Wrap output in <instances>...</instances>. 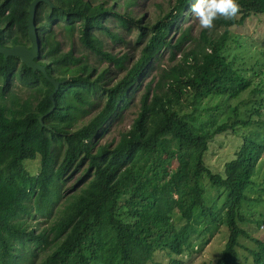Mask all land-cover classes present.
I'll return each instance as SVG.
<instances>
[{
  "label": "trees",
  "instance_id": "obj_1",
  "mask_svg": "<svg viewBox=\"0 0 264 264\" xmlns=\"http://www.w3.org/2000/svg\"><path fill=\"white\" fill-rule=\"evenodd\" d=\"M28 1L0 0V44H29ZM50 1L53 6L45 2L35 6L39 48L34 60L45 65L47 75L60 80L51 98L53 84L39 70H31L16 56L4 57L0 53V98L13 75L25 82L41 80L45 84L33 105L27 101L14 108L0 101V264H30L29 254L24 255V263L16 258L20 245L28 239L35 246L53 245L35 264H147L157 249L170 255L167 264H182L172 254L189 248L186 231L192 209H208L198 184L203 172L211 185L227 190V237L220 253L208 264H264V240L254 238L255 248L249 250L251 263L238 260L235 248L238 235L247 236L237 224L246 220L239 207L247 198L245 188L251 183L254 166L264 151V119L235 116L211 127H196L193 116L178 107L186 99L194 109L207 95L232 97L249 85V79L226 60L221 49L226 27L241 24L251 13H264V0H218L216 13L208 19L224 26L221 33L210 37L202 28L197 37H192L188 29H181L172 39L168 32L190 2L174 0L149 24L138 56L123 74L110 84H101L105 94L101 107L73 129L71 123L85 111L83 103H91L89 91L100 86L101 74L90 78L92 67L80 63L70 47L59 50L51 23L63 18L62 27L70 34L76 21L80 41L118 66L126 53L114 55L103 49L93 28L108 30L103 18L109 14L125 25L132 21L139 28V38L145 35L144 25L139 24L141 17L130 16V9L119 12L115 7L117 0ZM123 3L128 5L133 0ZM187 38H192L193 43L182 49ZM163 46L173 49L172 54L180 48L179 58L143 83L130 126L120 131L113 142H96L102 124L128 98L132 85H138L144 69ZM76 60L77 68L69 70L71 61ZM64 71L70 73L64 75ZM251 122L263 131L262 135L243 134L233 157L223 163L222 173L210 172L203 163V153L212 136L236 124ZM54 136L61 137L64 143L57 162L51 151ZM35 156L38 169L31 173L23 160ZM83 161L84 172L91 171L86 183L47 228L36 231L29 227L25 216L31 208L40 210L51 194L58 195L60 177L69 167H77ZM120 204L124 206L123 214L132 220L118 215ZM172 210L184 219L178 227L171 220Z\"/></svg>",
  "mask_w": 264,
  "mask_h": 264
},
{
  "label": "rangeland",
  "instance_id": "obj_2",
  "mask_svg": "<svg viewBox=\"0 0 264 264\" xmlns=\"http://www.w3.org/2000/svg\"><path fill=\"white\" fill-rule=\"evenodd\" d=\"M111 1L108 0V2ZM123 1L117 0L115 7H118L121 13L130 9L127 11L133 19L141 17L139 24L144 25L145 35L143 37H137L139 28L132 21H128L126 25L122 24L112 14L103 18V23L108 30L100 27L93 28V34L100 41L103 49L114 55L126 53V58L120 66L90 50L80 41L76 21H74V28L70 34L62 27L65 22L63 18H58L55 23H51L50 27L59 41V50L65 51L70 47L80 63L87 64L89 68L92 67L90 78L101 74L98 80L100 86L98 85L95 90H90L88 93L91 103H83L85 111L76 116L70 129L86 122L101 107L105 99L101 84H110L123 74L126 67L138 56L147 37L149 24L165 12L174 0H133V3L128 5ZM217 2L218 0H190L184 8V14L179 16L170 28L168 36L174 39L181 29H188L190 36L197 37L202 28L210 37L217 36L223 31L224 26L217 25L208 19L216 13ZM45 8L42 7V10ZM192 43L193 39L187 38L182 42L181 47L184 49ZM172 50L170 47L163 46L158 51L144 69L138 85H132L128 98L122 100L114 114L102 124L100 132L98 131L95 137L96 142H113L120 131L130 126L138 109L139 97L144 89L143 83L149 77L156 76L161 67L179 58L180 48L174 49L173 54ZM221 52L226 60L231 61L235 69L249 79V85L232 97L220 94L207 95L194 109L187 104L186 99H183L178 106L179 111L190 113L193 116L192 123L196 127H211L221 121L228 122L235 116L242 119H264V105L262 104L264 99V13H251L241 24L226 27L225 44ZM77 62V60L71 61L68 66L69 70L77 68ZM54 72L55 70L53 74H56ZM63 73L68 75L70 72L64 71ZM2 84L3 81L0 78V86ZM44 87L45 84L41 80L30 83L13 75L4 85V94L0 101L14 108L27 101L29 105H33L42 94ZM213 104L215 107L212 108L210 105ZM232 108L234 111L231 110ZM262 133L263 131L257 129L255 123L251 122L247 125L236 124L234 127L214 134L203 153L204 165L210 172L221 174L223 163L233 157L243 134L261 136ZM63 146L61 137H52L51 151L55 162L60 159ZM23 164L29 172L34 173L38 169V157L26 158ZM85 165L86 162L83 161L77 167H69L59 179L58 195L51 194L48 202L40 210L31 208V213L25 216L29 227L32 226L36 231L43 230L56 219L62 207L90 177L91 171L84 172ZM251 178V183L245 188L247 198L242 200L239 207L240 214L246 220L237 221V224L247 233V236L238 235L235 246L238 260L244 263L252 262L249 250L255 248L254 238L264 240V222L262 221L264 219V151L254 166ZM198 184L203 190L202 200L209 210L193 207L186 231L189 248L178 255L172 254V257L179 259L182 264H208L220 253L227 237L228 230L224 222L227 190L221 186L211 185L205 172L198 178ZM123 210L124 206L120 204L118 215L123 220H132L131 216L123 214ZM170 216L176 227L184 222L176 210H172ZM52 247V244L35 246L33 241L28 239L25 244L20 245L16 258L24 263V255L29 254L30 264H35ZM170 258L164 250L157 249L147 264H167Z\"/></svg>",
  "mask_w": 264,
  "mask_h": 264
},
{
  "label": "water",
  "instance_id": "obj_3",
  "mask_svg": "<svg viewBox=\"0 0 264 264\" xmlns=\"http://www.w3.org/2000/svg\"><path fill=\"white\" fill-rule=\"evenodd\" d=\"M38 2H45L53 6L50 0H29L27 2V19H26V33L29 39V44L14 43L10 45L0 44V53L5 57L7 55H13L18 58L25 66L29 67L31 70H39L46 79L53 84V90L50 92L49 97L51 98L52 92L56 89L60 80L47 75L45 71V65L38 63L34 60L38 55L39 48V38L35 26V6ZM53 106V103L51 107ZM40 119V116H38Z\"/></svg>",
  "mask_w": 264,
  "mask_h": 264
}]
</instances>
